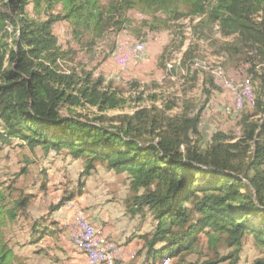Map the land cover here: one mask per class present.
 <instances>
[{"label": "trees", "instance_id": "1", "mask_svg": "<svg viewBox=\"0 0 264 264\" xmlns=\"http://www.w3.org/2000/svg\"><path fill=\"white\" fill-rule=\"evenodd\" d=\"M1 1L6 11L0 12V30L10 21L15 34L12 44L0 35V148L17 138L31 149H68L85 159L84 177L97 163L129 172L132 194L125 200L126 211L143 220L150 213L154 223L142 235L144 247L138 252L145 251L148 264L182 258L203 234L211 244L224 242L233 253L189 264H217L235 255L237 260L248 234L264 247V122L246 116L241 136L218 132L206 149L192 136L200 133L202 109L163 117L153 114V107L136 108L106 126L102 114L88 117L77 108L96 107L100 113L123 108L121 89L93 70L63 68V62L75 60L76 51L64 47L53 28L67 21L74 39L93 45L108 32L121 31L130 10L149 16L152 30L205 16L222 35L233 36L231 46L249 50L264 64V0ZM252 73L261 80L256 114H264V69ZM207 80L216 87L213 77ZM84 187L85 179H80L78 191L50 205L49 213L81 196ZM11 193L0 175V264H16L2 227L28 207L24 197L12 198ZM58 224L56 219L37 220L33 235L37 241L55 235ZM254 264H264V256Z\"/></svg>", "mask_w": 264, "mask_h": 264}, {"label": "rangeland", "instance_id": "2", "mask_svg": "<svg viewBox=\"0 0 264 264\" xmlns=\"http://www.w3.org/2000/svg\"><path fill=\"white\" fill-rule=\"evenodd\" d=\"M102 1L107 4L109 0ZM28 10L34 14L32 4ZM5 11L0 0V12L3 14ZM128 17L129 21L121 31L108 32L93 45L87 44L86 40L78 42L74 39L67 21L54 25L59 42L76 51L75 60L63 62V68H86L93 70L96 76L102 74L107 80L114 81L126 99L120 109L100 113L96 107H79L78 112L86 113L88 117L102 114L101 123L107 126L119 123V115L131 113L136 108L153 107L152 113L163 117L194 115L202 109L200 133L192 135L201 149L208 148L213 135L218 132L241 136L242 119L246 116L264 122V114H256L255 100L248 99L251 91L254 99L257 97L261 81L252 69L262 72L264 64L260 63V58L249 55V50L234 44L231 46L233 36L222 35L217 24L205 16L174 20L169 28L156 30L146 23L149 16L138 10H130ZM12 31L10 21L6 22L4 30H0V35L10 44L15 34ZM135 43L145 45L141 61L135 62L130 57L121 61L120 56H115L118 51L127 53ZM169 65L173 67L169 68ZM209 77H213L216 87L207 80ZM246 87H249V93ZM146 139L149 140V136ZM85 163L84 158H75L68 149L55 151L43 146L31 149L17 138L1 145L0 175L12 192V198L24 197L28 201V207L20 211L18 218L2 227L3 237L16 254V264H73L72 250L66 251L65 245L68 243L66 236L77 224V219L74 224V213L60 209L50 214L49 208L64 195L76 193L80 179H85V187L89 185L90 189L102 187L104 193L112 194L110 200L124 199L125 203L132 194L129 172H118L105 163H97L90 176L84 177ZM70 202L66 205L72 208ZM75 210V215L81 212ZM138 216L142 222L149 223V230L153 228L150 213L145 220ZM41 219H56L59 232L54 240L45 238L42 244L46 246L30 245L35 239L33 224ZM86 219L91 221L89 217ZM231 253L233 248L222 241L211 244L209 237L203 234L199 243L185 256L166 260L168 264L203 263ZM237 256V260L235 255L217 264H254L264 256V247L248 234Z\"/></svg>", "mask_w": 264, "mask_h": 264}, {"label": "crops", "instance_id": "3", "mask_svg": "<svg viewBox=\"0 0 264 264\" xmlns=\"http://www.w3.org/2000/svg\"><path fill=\"white\" fill-rule=\"evenodd\" d=\"M102 189V187L90 189L89 185H87L83 194L70 202L69 205H72V208L65 204L61 209L74 213V224L80 216L89 217L97 229L99 238L104 242H113L118 248L117 264H148L145 261V251L141 254H138V252L144 247L142 235L150 231L147 227L149 223H142L138 215L132 216L128 213L124 199L115 198L110 200L112 194L104 193ZM75 209L81 212L75 215L77 212ZM77 227L78 223L71 228V233L67 234L68 243L65 245L67 247L64 248L66 251L72 250L70 255L73 264H89L87 256L76 248L73 242ZM58 232L55 235L46 237H51L54 240ZM45 238L37 241L35 237L30 245L46 246L43 245Z\"/></svg>", "mask_w": 264, "mask_h": 264}, {"label": "bare ground", "instance_id": "4", "mask_svg": "<svg viewBox=\"0 0 264 264\" xmlns=\"http://www.w3.org/2000/svg\"><path fill=\"white\" fill-rule=\"evenodd\" d=\"M136 45H142V49H145L144 43H135L133 46ZM118 58H120L121 61L127 60V58H123L122 56ZM172 67L173 65H169V68ZM246 88L248 89L247 93H249V87ZM248 97H251L248 98L249 101L254 102L255 99L252 94ZM78 221L81 223H78ZM78 221L77 232L73 236V242L75 247L87 256L89 264H117L116 256L119 250L114 243L102 241L98 237L97 231L92 222L85 217L80 216ZM167 262L168 261L165 260L163 264H166Z\"/></svg>", "mask_w": 264, "mask_h": 264}, {"label": "built area", "instance_id": "5", "mask_svg": "<svg viewBox=\"0 0 264 264\" xmlns=\"http://www.w3.org/2000/svg\"><path fill=\"white\" fill-rule=\"evenodd\" d=\"M144 54H145V49H142V45L133 46L131 49L128 48L127 53H122V51L115 52V56H123V58L130 57L131 60H134L135 62L141 61L144 58ZM251 94H252V91H251ZM248 98H251V97H248ZM78 223H81V222L78 221Z\"/></svg>", "mask_w": 264, "mask_h": 264}]
</instances>
